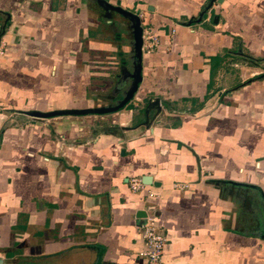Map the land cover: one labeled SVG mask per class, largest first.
I'll return each mask as SVG.
<instances>
[{"label":"crops","instance_id":"1","mask_svg":"<svg viewBox=\"0 0 264 264\" xmlns=\"http://www.w3.org/2000/svg\"><path fill=\"white\" fill-rule=\"evenodd\" d=\"M204 2L0 0L2 264H144L152 216L162 264H264V0H222L197 24ZM106 5L140 20L134 98L32 117L124 97L131 20ZM145 176L153 197L129 189Z\"/></svg>","mask_w":264,"mask_h":264},{"label":"water","instance_id":"2","mask_svg":"<svg viewBox=\"0 0 264 264\" xmlns=\"http://www.w3.org/2000/svg\"><path fill=\"white\" fill-rule=\"evenodd\" d=\"M213 2L221 3L222 0H209L207 7L200 13L199 18L195 21L197 24L201 22L203 16L210 10L212 7ZM106 7L110 10H113L124 17H127L131 20L132 29H133V73L131 74V84L128 90L126 91L124 97L121 101H119L115 106L100 108V109H89V110H81V111H63V112H52L47 113L44 115H33L32 117L36 118L37 120L49 119L54 117H61V116H87V115H109L117 113L118 111L124 109L129 102L134 98L135 94L137 93L138 86L141 82V59H142V28L140 26V20L137 16L131 15L127 11H123L120 8H115L110 5H106ZM152 105H158L157 112L160 111L159 107V100L155 99ZM146 113V112H145ZM141 182L145 185H154L158 187L157 183H152V179L150 177H142ZM137 217H144V213L138 212L136 213ZM0 264L2 262L0 261Z\"/></svg>","mask_w":264,"mask_h":264},{"label":"built area","instance_id":"3","mask_svg":"<svg viewBox=\"0 0 264 264\" xmlns=\"http://www.w3.org/2000/svg\"><path fill=\"white\" fill-rule=\"evenodd\" d=\"M144 38L155 39V35L151 30L144 31ZM1 54V52H0ZM1 109V108H0ZM129 189L132 193L146 191V187L140 179H130ZM148 197H153L154 194L146 191ZM142 240L144 250L139 255L144 260V264H162V256L166 244L164 235L158 232L155 217H147L146 223L142 226Z\"/></svg>","mask_w":264,"mask_h":264},{"label":"rangeland","instance_id":"4","mask_svg":"<svg viewBox=\"0 0 264 264\" xmlns=\"http://www.w3.org/2000/svg\"><path fill=\"white\" fill-rule=\"evenodd\" d=\"M208 3H209V0H205L204 5L202 6V8L200 10H203L205 8V6L208 5ZM214 3H216V2H213V4ZM114 15L116 17L120 18V19H123V18H121L117 14H114ZM130 29H131V33L133 35V29H132V24L131 23H130ZM132 73H133V71H132ZM85 255H86L85 252L78 251V252H76V254H72L70 258L63 259L61 262H59L57 264H87V262L83 260V258H84ZM30 263H32V264H39L38 263V260L31 261ZM21 264H23V262H21ZM54 264H56V263L54 262Z\"/></svg>","mask_w":264,"mask_h":264}]
</instances>
